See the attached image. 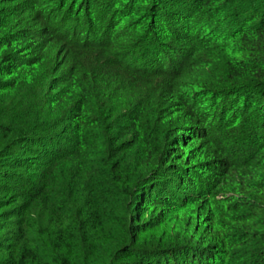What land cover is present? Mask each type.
I'll list each match as a JSON object with an SVG mask.
<instances>
[{"label": "trees", "instance_id": "obj_1", "mask_svg": "<svg viewBox=\"0 0 264 264\" xmlns=\"http://www.w3.org/2000/svg\"><path fill=\"white\" fill-rule=\"evenodd\" d=\"M0 264H264V0H0Z\"/></svg>", "mask_w": 264, "mask_h": 264}]
</instances>
